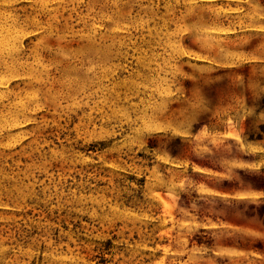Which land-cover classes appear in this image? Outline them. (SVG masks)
Instances as JSON below:
<instances>
[{"label": "rangeland", "instance_id": "374dc122", "mask_svg": "<svg viewBox=\"0 0 264 264\" xmlns=\"http://www.w3.org/2000/svg\"><path fill=\"white\" fill-rule=\"evenodd\" d=\"M256 14L264 0H0V264H264ZM172 83L183 95L153 106ZM126 114L170 124L155 155L121 148ZM156 155L177 165L164 186L134 171Z\"/></svg>", "mask_w": 264, "mask_h": 264}, {"label": "clouds", "instance_id": "9594fccd", "mask_svg": "<svg viewBox=\"0 0 264 264\" xmlns=\"http://www.w3.org/2000/svg\"><path fill=\"white\" fill-rule=\"evenodd\" d=\"M241 2L242 3H249L250 0H241ZM252 18L253 19L258 18V19L264 20V15L256 14ZM259 31L264 32V25L259 27ZM19 44H20V47L16 48L15 49L16 51H19L20 49L23 48L22 40L19 42ZM182 49H183V45H177V47L173 49V53H170L169 55L173 56V59H179L184 55V52L182 51ZM192 58H194V59L198 58L200 60H207V62L209 64L216 62L214 60H209L207 58V55H201V54L196 53V52H192ZM180 74L181 73H180L179 69L174 68V70L170 73L171 79L173 81H175V77L177 75H180ZM173 88H176V91H173L172 90ZM182 95H183V93L176 86V83L169 84V87L166 90L159 92L158 101L154 100L153 106H156L158 103L159 105H164L166 107L168 104L173 103L172 97H176L177 99H179ZM211 102H212V99H211V97H209L208 103L210 104ZM189 114H192L190 106H189ZM160 115L162 117L163 112H161ZM230 122H231V120H229V123ZM124 123L129 125L130 132L126 136H124L122 141H120L121 148H127V150L129 152H133L134 149L137 152L143 150V151H145L146 157L148 156L149 153H151L152 155H155V150L148 149V147H147V141L152 137L153 133L158 132V131L159 132H167L170 130V124L167 122H164L162 119L161 120H155V121L149 123V122L145 121L142 118V116L139 114H126V115H124V119L121 122V124H124ZM205 127H206V125H205ZM174 134L175 135H183V136L188 135L187 132H180V131H177ZM111 135L115 136L116 133H112ZM234 138L239 141V136H236ZM155 159H156V161H158V163L151 169L150 173L148 172L147 168H142L140 170L134 169V171H136L138 177L147 173L150 184L155 182V184H158L160 186H164L165 179H164V175L160 169V165H170L171 164L174 167H176L177 165L173 164V161H172L170 156L156 155ZM132 184H133V187H136L135 182H132ZM177 186L180 188H183L184 182L181 181V183ZM48 243L50 244L51 242L48 241ZM4 251H5V249L3 247H0V254H2ZM33 255L39 256L40 253H39V251H37L36 253H33ZM48 255H51V253H45L46 257ZM158 264H163V259H161L158 262Z\"/></svg>", "mask_w": 264, "mask_h": 264}, {"label": "trees", "instance_id": "16d2710c", "mask_svg": "<svg viewBox=\"0 0 264 264\" xmlns=\"http://www.w3.org/2000/svg\"><path fill=\"white\" fill-rule=\"evenodd\" d=\"M262 190H264V183L259 185Z\"/></svg>", "mask_w": 264, "mask_h": 264}, {"label": "bare ground", "instance_id": "6f19581e", "mask_svg": "<svg viewBox=\"0 0 264 264\" xmlns=\"http://www.w3.org/2000/svg\"><path fill=\"white\" fill-rule=\"evenodd\" d=\"M42 11V10H41ZM90 12V11H89ZM85 38V37H84Z\"/></svg>", "mask_w": 264, "mask_h": 264}]
</instances>
